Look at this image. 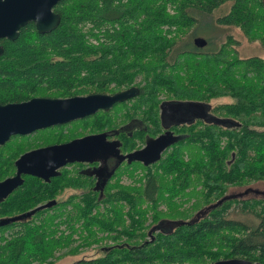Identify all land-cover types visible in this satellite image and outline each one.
Returning a JSON list of instances; mask_svg holds the SVG:
<instances>
[{
  "label": "trees",
  "instance_id": "16d2710c",
  "mask_svg": "<svg viewBox=\"0 0 264 264\" xmlns=\"http://www.w3.org/2000/svg\"><path fill=\"white\" fill-rule=\"evenodd\" d=\"M226 3L229 12L216 22L239 29L249 41L264 42L263 0H61L53 9L61 20L54 31L39 34L28 24L17 40L4 42L6 50L20 52L21 65L33 66L25 70L31 81L25 83L34 87L35 82L38 92L47 84L49 97L114 94L108 87L117 92L137 87L141 76V101L134 106L149 113L156 114L161 95L203 106L218 97L231 101L211 108L210 118L199 114L195 124L182 126L171 152L146 169V178L132 177L144 171L138 163L133 170L123 169L133 185L109 183L97 191L87 178L62 171L49 181L47 226L26 224L14 231V224L0 225V264H54L47 262L54 252L78 236L90 247L99 245L104 234L125 241L101 245L93 255L82 254L69 264H214L231 259L264 264V198L226 194L230 185L264 181V59H239L231 38L230 46L214 52L182 44L196 25L194 13L209 15ZM84 87L91 90L80 94ZM0 88L13 85L1 82ZM111 120L110 111H100L73 131L106 132ZM67 138L62 130H49V144ZM137 145L124 142L122 152L131 154ZM152 167L158 171H149ZM192 200L196 203L183 213V204ZM39 201L40 196L31 201L30 195L14 194L0 203V219L20 215ZM161 206L168 217L158 213ZM150 212L154 225L144 230ZM234 212L252 221L231 217ZM125 215L128 227L123 226ZM163 222L171 225L170 231L159 229ZM7 229L13 232L5 237Z\"/></svg>",
  "mask_w": 264,
  "mask_h": 264
},
{
  "label": "flooded vegetation",
  "instance_id": "af4514ba",
  "mask_svg": "<svg viewBox=\"0 0 264 264\" xmlns=\"http://www.w3.org/2000/svg\"><path fill=\"white\" fill-rule=\"evenodd\" d=\"M28 24H33L34 29L36 30L35 23L28 22L17 30L18 37L21 29ZM4 42L13 41L8 38H0V85L1 82H10L13 85V88H0L1 107L26 104L31 102V100L39 98L63 99L49 97V88L47 84L40 85V92L37 91V85L35 82H32L34 87L26 84L25 82L31 81H28L26 78L28 75L24 74L25 70L33 68V66L29 67L21 65V59L18 55L20 52L6 50L3 45ZM22 86H27L26 88L30 87V91L28 93L23 91L26 88H22ZM133 87L139 89V87ZM116 93L118 92H115L114 94ZM138 96L139 94L134 98L125 100L123 103L126 105L127 103H133L134 101H141L137 98ZM160 101H162V103L158 107L156 114L149 113V109H144V112L139 115L130 113L124 116L123 120L126 121L124 124L119 127L113 126L106 132L97 133H83L82 129L73 131L76 124L81 123V121L86 120V118L90 116L64 125H57L50 128L49 126L36 128L25 133H13L16 129V122H12L5 113L1 114L0 183L15 179V183L18 184L6 198H0V203L9 199L14 194L30 195L31 201L36 200L38 196H40V201L33 208L20 215L1 218L0 225L14 224L16 225L14 231H21L23 225L26 224L31 226L38 225L39 227H44L45 224L46 226L49 224V181L53 178L49 180V168L43 169L38 167V162L41 161V159L23 162L22 158L24 155L48 148L51 145L68 143L85 136L105 134L106 141L113 143L112 149H109L108 147L104 148L96 154L95 158L86 162H68L57 171V176H59L62 171L72 178H79L82 176L87 178L89 182L94 183L97 191L123 176H127L128 180L133 184V181L131 180L133 178L129 177L130 174H121L123 169L133 170L134 166H132V164L138 163L144 168L143 170L146 175L143 177L146 178L148 173L146 169L158 163L159 160L166 155L169 149L172 148L176 141L179 140L181 135L179 131L182 126H186L188 123L195 124L199 114L203 119L211 117V107L208 105L199 108L195 105L196 102L180 103L176 99ZM115 105L108 111L111 113L115 111L117 109L115 108ZM26 112L30 118L35 120L44 119L46 116L44 105L34 106ZM49 130L56 133L62 130L64 134L68 135V138L66 141L49 144ZM71 132H73L72 134H78L72 135ZM140 137L142 140L139 139ZM132 141L138 142L137 149L131 154L122 152L123 143H131ZM166 141L170 143L169 146L160 153L159 160L151 163L149 161L150 155H147L148 151L151 148L157 149L161 147ZM136 152H139L140 155H134ZM31 172L38 173L41 177L32 175L30 174ZM44 191L45 195H43ZM68 194L70 193L67 192L65 196H68ZM68 210H70V207ZM8 229L4 233L5 237L11 235L13 232Z\"/></svg>",
  "mask_w": 264,
  "mask_h": 264
},
{
  "label": "water",
  "instance_id": "95a60500",
  "mask_svg": "<svg viewBox=\"0 0 264 264\" xmlns=\"http://www.w3.org/2000/svg\"><path fill=\"white\" fill-rule=\"evenodd\" d=\"M61 0H0V38H8L12 41L18 37L17 30L28 22L35 23L39 34L54 31L60 24V16L53 12L54 7ZM264 4V0H263ZM196 48L202 49L207 45L205 39L196 37L193 41ZM1 51V49H0ZM139 89L132 87L113 95L90 94L87 96H75L63 99H35L20 105L1 107L0 115L5 113L12 121L16 122L13 133L28 132L30 130L49 126L64 125L95 114L108 111L117 103L136 97ZM44 105L46 116L44 119L35 120L29 117L27 110L34 106ZM199 108L202 104L195 103ZM166 141L157 149H150L151 163L159 160L160 153L169 146ZM113 148V143L106 141L105 134L89 135L72 140L60 145H51L48 148L37 150L23 156L22 161L40 160L38 167L49 168V180L57 176V171L68 162H86L95 158L96 154L104 148ZM134 155H140L139 152ZM30 174L40 176L38 173ZM15 179L0 183V198H6L17 186ZM214 264H257L245 260L232 259L219 261Z\"/></svg>",
  "mask_w": 264,
  "mask_h": 264
},
{
  "label": "rangeland",
  "instance_id": "374dc122",
  "mask_svg": "<svg viewBox=\"0 0 264 264\" xmlns=\"http://www.w3.org/2000/svg\"><path fill=\"white\" fill-rule=\"evenodd\" d=\"M230 3H226L222 6H220L219 8L215 9L211 14H203V13H198L199 15H197L196 13H194L196 15V25L193 28V30L191 32H189L183 39H182V44L185 41L186 43L191 42V46H193V41L196 37L205 39L207 41V45L202 48L201 50L204 52H214L217 51L221 46H223L224 44H226L227 46L229 44V39L231 38V40L233 42H235L236 44H234L233 46H231V50L233 51V53L236 54V56L239 59H249V58H261L264 59V42H261L259 40L256 41H249L247 39V37H245L242 32L234 27H228V26H222L220 24H218L216 21L221 18L222 16L226 15L229 10H230ZM229 38V39H228ZM87 43L89 44L90 41H87ZM94 43V42H93ZM95 44V43H94ZM232 45V44H231ZM191 49V48H190ZM135 83L137 84V87L139 85H144V80L141 78V76H138L137 79L135 80ZM79 90V89H78ZM89 90H91L90 88H81L78 92L80 93V91L87 93ZM108 93H112V92H117L119 91L117 88H115V86H110L107 89ZM110 91V92H109ZM52 94V93H50ZM82 94V93H80ZM86 95V94H83ZM159 102H162L160 100H169V99H174V98H167L164 95L159 96L158 98ZM221 101H231L229 98H222V97H218L216 99L213 100H209L210 102V106L212 109L214 106H216L218 103H221ZM137 102L134 101L133 103H127L126 105L120 107L119 109H116L115 111L112 112V118L113 120H111L112 124H111V128L113 126L119 127L120 125L124 124L126 121L123 120L124 116L130 114V113H135V114H142V111H144V109L146 108H136V106H134ZM212 112V110H211ZM259 117V116H258ZM73 132H71L72 134ZM85 133V132H83ZM76 134H72V135H77ZM171 152V149H169V151L167 153ZM166 153V154H167ZM165 157V156H163ZM157 167H152L149 171H158L156 170ZM146 175L144 171L142 170H138L133 172L132 177L135 178V180H138L139 178H143V176ZM118 183V185L121 186H130L133 185L131 181L128 180L127 176H123L122 178H118L116 179L112 184L114 183ZM134 184H138V183H134ZM200 187V186H199ZM247 193V194H245ZM227 195H231V196H238V195H242L241 197H239L240 199H248V198H264V181H262L261 183H251L249 185H245V186H229V191L228 193H226ZM189 194H187L185 196L186 199H189L190 197L188 196ZM195 201V200H194ZM193 200L190 201L187 204H183L182 208L183 210L187 211V212H183L185 214L188 213L189 209L192 208V205L195 204L196 202H194ZM190 207V208H189ZM232 208L235 209V211H237L239 208L238 206H233ZM158 213L162 214V217H168L165 211V208L163 206L160 207V209H158ZM230 211H232L230 209ZM193 213V211H192ZM191 213V214H192ZM235 214L237 213H233L231 214V217L239 220V221H244L247 223H250L252 221V219L247 218L243 215H238L235 216ZM180 216H184L183 214H180ZM193 215L189 216L186 219H190ZM175 218L178 219V217L176 216ZM185 219V220H186ZM130 225V221L127 217V215L123 216V226L128 227ZM152 225H154V223L152 222V212L149 213V215L147 216V220L144 223L145 229H150L152 227ZM34 226H38V225H34ZM121 228H123L121 226ZM61 229L64 231V233H67V231L65 230V227H61ZM159 229L163 230V231H170L171 230V225L168 223H161L159 225ZM84 237V236H83ZM74 239V236H73ZM76 242L72 241V243L65 247V248H59L57 249L53 256L52 259L48 260L47 262L51 261V263L54 264H69L71 261L75 260L77 257H79L80 255H85V256H91L93 255L94 251L100 249L97 248L101 245H103L102 247H105V244H114L115 242H123L125 241V238L121 239V238H117V240L114 241V239H111L109 235L104 234V236L102 237L103 240H101V242H99V245L97 244H93L90 247H87L85 245V241L82 242L83 238L79 239V236L76 238ZM146 241L150 240V238L147 236ZM82 242V243H80ZM80 243V244H79ZM78 245V246H77ZM101 247V248H102ZM74 252V254H73ZM98 252V251H97ZM73 254V255H71ZM75 256V257H74Z\"/></svg>",
  "mask_w": 264,
  "mask_h": 264
}]
</instances>
